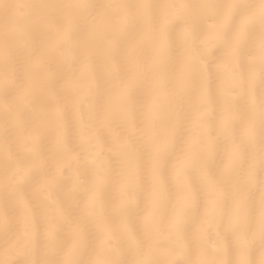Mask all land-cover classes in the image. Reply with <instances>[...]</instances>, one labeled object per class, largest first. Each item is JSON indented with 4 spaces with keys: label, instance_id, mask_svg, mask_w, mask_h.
<instances>
[{
    "label": "snow or ice",
    "instance_id": "6c2138e0",
    "mask_svg": "<svg viewBox=\"0 0 264 264\" xmlns=\"http://www.w3.org/2000/svg\"><path fill=\"white\" fill-rule=\"evenodd\" d=\"M0 264H264V0H0Z\"/></svg>",
    "mask_w": 264,
    "mask_h": 264
}]
</instances>
